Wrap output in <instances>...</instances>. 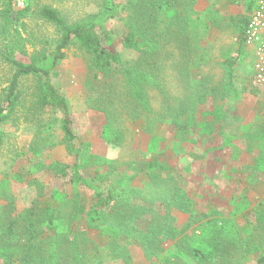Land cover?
<instances>
[{
  "label": "trees",
  "instance_id": "obj_1",
  "mask_svg": "<svg viewBox=\"0 0 264 264\" xmlns=\"http://www.w3.org/2000/svg\"><path fill=\"white\" fill-rule=\"evenodd\" d=\"M26 1L23 9H16L19 0H0V28L5 43L0 57L14 70L0 103V150L4 142L2 128L20 103V81L25 77H35L38 85L31 109L40 114L45 113L47 109L63 114V143L74 156L70 163L54 161L49 168L56 170L57 179L64 186L86 189L91 193L89 203L83 201L78 204L74 218L79 215L86 217L96 232L97 239L117 245V250L126 254L123 246L132 243V232L127 228L134 226L137 219L141 218V211L153 210L151 206L141 210L138 207V199L145 206L151 203V199H133L135 205H129V213L125 214L127 222L113 224L109 212L120 208L118 205L123 199L128 201L127 195L115 185L109 186L105 183L108 178L105 171H87L84 162L86 151L73 150L72 145L79 138L78 127L70 113L66 97L54 85L59 76L58 64L66 58L65 50L72 45L78 44L90 56L91 68L96 76L94 81L98 82L101 77L105 81L102 85L91 82L89 89L94 92V99L91 97L89 100L96 104L95 110L106 115V128L108 133H111L108 136L109 141L122 144L126 132L124 120L134 123L148 115L164 120L175 114H192L196 113L208 98L214 101L220 96L215 88L210 87V78L203 75V67L209 64L212 56L209 48L203 46L202 39H197L200 36L196 35L203 34L208 28L222 27L215 10L219 0H208L210 4L203 12L197 9L199 0H126L125 3L104 0L100 12L72 24L66 22L58 9L43 6L33 11L31 0ZM241 2L244 13L238 18L237 24L234 18L231 19L237 30V54H228L223 61L224 80L233 90L239 80L237 65L246 47L245 31L258 0ZM122 13H127L128 16L120 19L125 28V31L120 33L112 24L119 20ZM32 15H37L53 25L60 38L51 56L43 52L35 53L29 63H24L18 60L16 55L28 56L25 52L26 39L15 24H23L24 19ZM126 52L137 54L141 60L137 56L133 59L127 57L124 55ZM167 69L183 84V95L172 96L166 89ZM155 89L160 91L163 99L159 111L152 105L151 94ZM102 90L106 94H102ZM246 90L243 88L242 92ZM95 91L98 93L95 94ZM33 117L38 118L35 112ZM257 125L261 137L258 140L251 139V144L257 150L252 154L256 163L253 173L255 176L264 177V121ZM44 127L47 135L40 139V145L34 143L31 146L33 153H38L47 146L53 148L57 144L53 141V125L50 123ZM178 127L176 139L185 143L192 136V125L184 121ZM40 166L44 167V164ZM146 168L164 174L174 172L172 166L160 160L148 163ZM24 171L18 173L20 180L25 176ZM31 174L28 172L27 176L30 177ZM56 187L54 186L55 190L46 197L41 206L18 215H13L11 208L6 210L0 204V264H129V259L117 260L111 249L105 252L100 243L98 247H94V255H91V250L81 244L83 241H79L78 235L71 237L72 229H66L59 217L60 204L56 197ZM172 201L178 204L175 197ZM168 203L169 200L165 199L162 205ZM157 205L155 208L160 211ZM169 208L171 209L172 205ZM176 208L181 212L188 210ZM170 220V217L163 220L165 224L151 222L156 232L152 234L151 229L148 235L150 246L157 242L159 245L155 247L161 251H164L162 245L175 242L172 253L178 264H245V261L255 254H259L255 264H264L263 214L257 218L254 229L248 235L240 232L230 218L203 220L197 228L190 225L184 230L169 225ZM256 231L260 233L258 237L254 235ZM50 238L53 242L48 248L44 241ZM234 254H238L240 259L234 261ZM119 256L121 257V254ZM168 259L171 260L170 256Z\"/></svg>",
  "mask_w": 264,
  "mask_h": 264
},
{
  "label": "rangeland",
  "instance_id": "obj_2",
  "mask_svg": "<svg viewBox=\"0 0 264 264\" xmlns=\"http://www.w3.org/2000/svg\"><path fill=\"white\" fill-rule=\"evenodd\" d=\"M19 2L22 6L16 5V9H23L27 4L26 0H19ZM118 2L125 3L126 0H118ZM103 3L104 0L30 1L33 11L43 6L58 9L69 24L100 12ZM209 4L208 0H199L197 9L203 12ZM215 10L219 17L218 22L223 28H208L203 31V34L196 35L200 36L197 39H202L203 46L209 48L208 51L212 56L209 64L203 67V75L210 78V87L215 88L220 96L214 101L208 98L196 113L175 114L176 117L168 116L164 120L161 117L156 119L148 115L134 123L124 120L126 132L122 144L109 141L108 136L111 133H108L106 128V115L104 112L95 110L96 104L89 100L94 94L89 89L91 82L102 85L105 81L103 77L99 78L98 82L94 81L96 76L91 68L90 56L78 44L72 45L65 50L66 58L58 64L59 76L54 81V85L66 97L70 113L78 127L79 138L72 145L73 150L86 151L84 162L87 171H105L108 173L105 183L109 186L115 185L127 195L128 201L123 199L118 205L120 208L109 212L113 224L127 222L125 214L129 213V205H135L133 199L136 200L138 197L151 199V203L146 206L138 199V207L141 210L144 207H152L153 210L141 211V218L137 219L134 226L127 228L132 232V243L129 246H123L126 254L118 251L117 245L97 239V234L86 217L79 215L74 218L78 204L83 201L89 203L91 193L86 189L64 186L57 179L56 170L49 168L54 161L70 163L74 156L63 143L61 130L63 114L48 109L40 114L31 109L38 85L37 78L32 76L21 79L19 106L8 117L2 128L4 134V142L0 150V204L2 207L6 210L11 208L13 215L34 210L41 206L46 197L55 190L54 186H57L59 217L61 223L66 225V229H72L71 237L78 235L79 241H83L81 244L91 250V255H94L92 250L100 243L105 252L111 249L112 255H116L117 260L129 259V264H178V260L172 253L175 242L162 245L164 251L156 249L155 246L159 245L157 242L150 246L148 233L151 229L152 234L156 232L151 222L158 221L159 224L160 222L165 224L163 220L168 217L171 219L169 225H174L180 230L187 229L190 225L197 228L203 220L230 218L240 232L248 235L254 229L257 218L262 214L264 217V177L254 175V167L250 166L254 162L253 156L249 155L244 159L246 155L244 154L241 161L232 164L231 159L217 148L211 155L215 158L214 162H219L220 166L218 165L217 169L209 168L211 164H208L205 159H211L212 156L206 154L205 159H201V155L195 151L193 145L201 133L211 135L217 132L225 136L230 131H238V133L242 132L241 138L247 137L249 130L253 127L250 126L252 122H246L241 115L250 112L252 106L254 110H260V112L264 109V103L260 100H264V96L260 97V94L255 93L258 96H253L252 91L247 89L252 75V56L249 51L243 50L237 65L239 80L235 90L224 80V57L228 54H237V30L236 26L232 25L231 19L234 18L237 24L238 18L245 10L242 2L241 0H219ZM127 16V13H122L119 20L113 22L112 27L123 33L124 22L120 19ZM15 27L26 39L25 52L28 56L16 55V58L24 63H29L35 53L43 52L51 56L60 38L58 30L37 15L24 19L23 24L17 22ZM4 46L0 28V51ZM124 55L132 59L137 56L141 60L137 54L126 52ZM13 72V68L0 57V103ZM109 80L112 82L111 79ZM115 81L117 82V79ZM165 86L172 96L184 94L183 84L170 69L165 72ZM243 88L247 90L242 92ZM97 93L98 91H95V94ZM102 94L106 93L102 90ZM151 96L153 108L159 111L163 103L162 94L155 89ZM34 112L38 118L33 117ZM184 121L192 125L190 144L181 143L176 139L178 125ZM50 123L54 127L53 141L57 144L53 148L47 146L38 153H33L30 150L31 146L34 143L41 144L40 139L47 135L44 132L46 129L44 126ZM256 131L260 133L259 130ZM155 160L172 166L173 174L147 169V164ZM42 164L44 167L40 166ZM203 164L207 166L205 170L208 173L212 168L213 172L211 176L206 175L202 179L198 171ZM20 171L22 173L24 171L25 175L21 180L18 178ZM28 172L32 173L30 177L27 176ZM244 177L248 184L245 186L237 181L238 178ZM215 180L220 182L214 185ZM202 185L205 186L201 187ZM174 197L178 201L177 205L172 201ZM165 199H168L169 203L162 205ZM156 204L160 211L155 208ZM214 204H216L215 209L212 208ZM170 205L174 209H170ZM176 207L188 210L181 212ZM193 221L198 223L192 224ZM259 234L257 231L254 233L257 237ZM44 242L46 247L50 248L53 241L50 238ZM169 256L171 260L168 259ZM258 257L259 254L252 255L245 264H255ZM233 258L237 261L240 256L234 254Z\"/></svg>",
  "mask_w": 264,
  "mask_h": 264
},
{
  "label": "crops",
  "instance_id": "obj_3",
  "mask_svg": "<svg viewBox=\"0 0 264 264\" xmlns=\"http://www.w3.org/2000/svg\"><path fill=\"white\" fill-rule=\"evenodd\" d=\"M245 49L247 51H249L251 53V56H252V58H251L252 75H251V78L249 79L250 83L247 85V89L250 92L255 91V92H251V94L253 96H258L255 94H260V97H263L264 96V86H257L253 83L254 62H255L254 50L251 47H245ZM260 100L264 103L263 99H260ZM249 111L250 112H246L244 115H241V118L243 120H245L246 122H252V124H250V126H253V127L249 130L250 133H248L247 137L243 136L244 138H241L240 136H242V134H241L242 132L238 133V131H233V132L230 131L225 136H222L220 133H217V132L211 133V135H209L208 133L207 134L201 133L197 137L195 144H193L195 151L201 155L200 158L205 159L204 155H206V154L211 155V153H214L215 149L220 148L221 149L220 152L225 153L227 156L225 154H224V156L230 158L232 164H235V163H237V161H241L242 155L246 154L243 157L245 159L246 156L252 155L255 152H257L256 148H254L253 144H251L252 143L251 139L258 140L261 137V133H259L256 130L260 131L257 124L264 121V109L260 112V110L259 111L254 110L253 106H252ZM239 134H241V135H239ZM251 134H254V135H251ZM243 135H244V132H243ZM191 142H192V139H188L184 144H186V143L190 144ZM244 159H243V163L246 162ZM205 160L208 164H211L209 166V168L215 167V169H217L218 165L220 166L219 162H214L215 158H213V156L211 159H208V160L205 159ZM255 164L256 163L254 160V162L250 166L255 167ZM202 166L203 167L200 168L198 171V175L200 176V178L203 179V177L206 175L211 176L212 172H213V168L210 169V172L208 173L205 170L207 166H205L204 164ZM237 181L241 182L242 185H244V186L248 185L245 181V177L240 178V179L238 178ZM217 182H220V181L215 180L214 185H216ZM203 186H205V185H202L201 187H203ZM211 204H213V202ZM212 208L215 209L216 204H214Z\"/></svg>",
  "mask_w": 264,
  "mask_h": 264
},
{
  "label": "built area",
  "instance_id": "obj_4",
  "mask_svg": "<svg viewBox=\"0 0 264 264\" xmlns=\"http://www.w3.org/2000/svg\"><path fill=\"white\" fill-rule=\"evenodd\" d=\"M19 7L22 3H18ZM246 47L254 50V78L253 83L264 86V0H258L255 10L249 18L245 31Z\"/></svg>",
  "mask_w": 264,
  "mask_h": 264
}]
</instances>
